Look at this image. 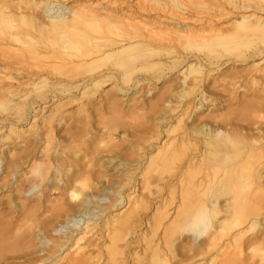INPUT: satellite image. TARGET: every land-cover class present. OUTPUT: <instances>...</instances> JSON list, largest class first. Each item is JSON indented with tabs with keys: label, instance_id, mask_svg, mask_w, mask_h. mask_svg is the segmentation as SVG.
<instances>
[{
	"label": "bare ground",
	"instance_id": "bare-ground-1",
	"mask_svg": "<svg viewBox=\"0 0 264 264\" xmlns=\"http://www.w3.org/2000/svg\"><path fill=\"white\" fill-rule=\"evenodd\" d=\"M144 14L153 17L139 16ZM4 49L11 56H3ZM228 64L232 66L224 72ZM13 73L27 81L20 78L15 86ZM42 73L61 81L49 82ZM214 74L218 77L210 89ZM109 81L119 94L143 91L150 81L166 83L156 102H149L151 111L166 108L136 155L140 186L104 207L83 194L91 177L86 164L77 162L78 168L71 170L72 163L60 161L67 159L60 157L64 150L59 151L53 134L54 121L70 117L66 111L72 103L87 112L96 89ZM243 89L246 94L239 97L237 91ZM63 98L68 101L61 102ZM38 100L55 103L40 122L45 106L37 108ZM223 100L229 107L239 106V112L235 108L224 116H198ZM134 103L132 108L145 105L142 100ZM1 106L7 113L0 118V166L8 154L10 158L0 189L12 185L24 200L36 196L35 205H21L28 211L23 217L35 219L40 207L53 202L43 199L46 186L59 190L56 216H64L48 229L52 235L45 236L37 259L23 255L25 261L9 264H94L86 245H80L94 234L99 237L89 245L107 240L97 264H125L133 252H126L127 258L120 242L131 248L137 209L153 195L137 264H170L175 256L172 238L182 232L194 242L207 236V243L188 255L187 264H264V0H83L76 5L0 0ZM30 137L43 140L44 146H31ZM75 138L70 134L66 142ZM91 140L86 137L87 143ZM6 141H11L7 148ZM13 143L21 145L18 155ZM115 158H107V164ZM104 189L111 190L108 185ZM176 198L174 215L166 223L167 208ZM95 207L101 210L100 221H92ZM116 207H126L125 212L117 213Z\"/></svg>",
	"mask_w": 264,
	"mask_h": 264
},
{
	"label": "rangeland",
	"instance_id": "rangeland-1",
	"mask_svg": "<svg viewBox=\"0 0 264 264\" xmlns=\"http://www.w3.org/2000/svg\"><path fill=\"white\" fill-rule=\"evenodd\" d=\"M61 1L68 5H76L77 2H82L83 0H61ZM85 1L86 0H84V2ZM256 1H259V0H256ZM139 16L142 18H145V17L152 18L153 17V15H150V14H144V15H139ZM28 45L29 44L27 43L21 44V45L18 44V46H24V47ZM2 53H3V56H7V57L11 56L12 54V52L7 49L6 50L4 49ZM230 66H232V64L226 65L223 71L225 72V70L228 69V67L230 68ZM243 67L245 66L242 65V67L238 66L236 68H243ZM13 74H14L13 76H15V80H14V85L16 84L15 86L19 85L20 84L19 82H22L24 81V79H26L23 75L17 76L16 73H13ZM42 74H44V76H47V78H49L48 79L49 82L61 81V79L53 77L54 75L52 76V74H48V75L46 73H42ZM216 75L218 74L211 75L210 79L212 80L215 77H218ZM174 77H177V76L174 75ZM20 78H22V81H20L21 80ZM36 78H37L36 76L32 77L33 80ZM109 82L111 83V81ZM150 82H149V85L150 84L152 85V87L150 88L151 93L149 95L146 94L145 97L143 96L144 94L143 92L144 90H147L151 85L148 87V84H145L144 85L145 89L143 91L141 90L140 91L141 93L138 92L141 95H139L138 93H132V92L129 94L128 93L119 94L117 93V89L112 86L113 85L112 83L111 84L109 83L107 86H101L100 88L96 89V94L94 96L97 98L94 101L93 106L90 107L87 112H79L77 110L78 105L75 102V103H72L70 107L68 108V110L66 111V115H69L70 117H65L60 121L58 120L54 121V134H53L54 141L53 142L56 144L57 147L60 148L59 151L64 150V153L60 157L62 159L63 158L67 159L65 161L64 160H60V161H62L64 164H67L69 162L72 163L73 167L71 170L78 168V166L76 165L77 162H80L81 164L84 163L86 164V169L90 171L91 177H89V179L86 180L87 182L86 190L83 191V194L84 193H86V195L90 194V197L87 198L84 195L85 197L84 196L82 197L83 200L87 198L91 202H97L99 205L107 207L111 205L112 202L117 201L120 194L124 196L131 195L134 193L133 192L134 189L140 186L139 176H135L140 171L139 168L136 169V165H135L136 161L139 160L137 159L139 156L138 154L140 153L139 151H141L139 148L142 145H145V144H142L143 140L146 138V135L153 132L155 128L156 119L161 118V116L164 113L163 110H165L164 108H166V107L163 108L162 106H160V109H162L161 112H160V109L156 112L150 110L149 108L150 103L156 102L155 95L158 96L160 92L163 90L162 86L166 85V83L154 85L152 81ZM212 82H215V81L212 80L209 83L210 89H211ZM244 89L238 90L237 91L238 93L236 92L239 97H244V92L246 94V90ZM248 92L249 91H247V95H248ZM77 93L78 92L76 91L73 92L74 98H77L79 96ZM134 98H137V99L133 100ZM141 98H143L144 100ZM63 99H61V102L68 101L67 100L68 98H63ZM140 99L144 101L145 105L147 104V102L148 103L150 102V103L147 104L146 106L141 104L138 106L140 108L138 107L132 108V104H135L134 102L141 101ZM35 105H37L36 106L37 108H39V106L41 107L45 106L41 114L38 115L39 118H37V122L38 121L40 122L41 117L45 115L46 113H48L46 109H48V107L50 106L52 107V105L54 106L55 103L52 105L41 104V102L38 100L35 102ZM218 105H217L218 108L216 106L214 107L209 106V109L207 111H204L202 114L198 116L202 118L203 117L206 118L209 115L210 116H224V113L228 114L235 108H236L235 111L239 112V109H238L239 106L234 105L235 107H233V104H232L229 107L228 102L225 100H223ZM143 106H145L146 108ZM1 107H0V118L4 117L6 115L5 113H7V109L4 106H1ZM211 108H213L215 111ZM226 110L228 113L226 112ZM159 112L161 113V115ZM185 121H186L185 123L189 124L188 119L187 120L185 119ZM26 123L27 122H22L23 125ZM23 127L26 128V126H23ZM106 128H108V130H106ZM107 132H110L112 136L111 137L107 136ZM70 134L72 135L74 134L76 138L74 141L66 142V138H68ZM87 136L88 137L92 136V140H91L92 142H89V143L86 142ZM7 143L10 144L11 141H6L3 147L7 148ZM30 143H31V146H34V145H35L34 147L38 146L37 148H41L44 146L43 140L35 141L34 139L31 138ZM62 143L64 144L62 145ZM10 146L13 147V149L15 148L14 152L16 155L19 154L18 151L19 152L21 151L20 143H17V144L13 143ZM85 152H86V155L84 156ZM115 155H116V158L112 160L111 162L112 164L111 163L107 164V158L113 157ZM9 156L10 155L8 154L7 159L5 158L0 166V185H2L3 180L8 178L6 168L8 166L7 162L10 158ZM129 161H132V163H129ZM120 162H124L125 165L119 164ZM25 168H26L25 166H22V169L24 171L27 170V168L26 169ZM11 182L13 181L11 180ZM118 183L121 184L123 187L117 186ZM24 184L26 185V187L29 186L28 182H25ZM13 185H15V183H13ZM104 185L105 186L108 185V187L111 188V190L110 189L103 190ZM158 185L161 186L162 184L159 183ZM11 188H13L12 185L11 186L8 185L7 187H2L0 189V251H1L0 264H6L7 261L11 263L12 261H16V260H18L16 262H23L25 261V258L27 260H34V258L37 259L39 257V250L43 247L41 243L44 241L45 236L52 235V233L48 229H50L51 226L54 225L55 223H58L62 219H64L63 215L56 216V213H57L56 205H55L56 201L54 200L56 199L57 194L59 193V190H54V189L49 190L47 186L46 188L45 186L43 187V189L44 188L46 189V190L44 189V193L46 196L43 199L47 197L53 202L46 203L45 204L46 206L40 207L34 213V215L37 217L35 219L33 217L28 218V216L23 217V215H25L28 211L22 209L21 205L23 202H25L26 204L28 203L27 204L28 206L35 205V203H37L35 200L36 196L32 195L33 197L24 200L22 198L23 196H21L20 194H17V191ZM152 188L154 189L155 186H153ZM65 196L66 195H63V198ZM153 196H151V198L147 197L145 199L146 200L145 206L137 209V223L133 228L135 232V235H134L135 237L133 239V243L130 244L131 246H129L131 248L125 247V245H123L124 242H120V245L122 246V248L124 247V252L127 258H128V254H126V252L127 253L133 252L132 256L126 259L127 261L125 262V264H137L136 259L142 256L141 239L145 236V233L147 232V228L149 225L148 221L152 217L153 208H154L153 206L155 205V201H156V199L152 198ZM104 197H107V198L105 199ZM101 198H104V199H101ZM222 201H223V198H220L218 200V205L221 206L223 203ZM176 203H177V198L175 199V203H172L168 206L167 209L170 215L168 216L166 223H168L172 219V216L174 215L173 210L176 207ZM118 207H116L117 208L116 212L117 213L120 212L123 214L125 212L126 207H122V208H118ZM45 209H48V210H45ZM115 209L113 211H115ZM91 210H94L93 207L91 208ZM113 211H110V212H113ZM94 214L97 217L94 216V218H92V221L93 220L100 221L101 217L99 215L101 214V210H99L98 207H95ZM56 217L58 218L56 219ZM220 217H222V213H220L217 216V219H219ZM47 218L49 220H47ZM45 219L47 220V222ZM38 220L40 221V223L38 222ZM35 222L37 223V225L38 224L39 225L37 226ZM138 222H139V225H138ZM40 228L42 231L40 230L39 232L38 229ZM43 229L45 232L43 231ZM176 235H174L172 238V241H174L173 243L175 245L174 247L175 256L171 259L170 264H179V262L181 263V261L183 262L184 260H185L184 263H181V264H187L191 262L190 261L191 259L190 258H189L190 260L188 259V255L192 254L194 250L196 251V249H198L200 245H205L207 243V241H205L207 236H204L202 240L194 242L192 241V237L189 234H185V232H182V234L179 236L178 235L176 236ZM98 237L99 236L96 234L87 235L86 238L83 239L80 243V245L82 246L86 245V251L90 256V261L93 263L95 262L94 264H97L101 260V257L102 258L104 257L105 255L104 247H105V242H107V240L104 238V239H100L99 242L97 241L98 246L88 244L90 240L94 238L97 239ZM23 255L25 256V258ZM194 258L192 259V261H194L195 259H198V257L195 259ZM8 262L7 264H9Z\"/></svg>",
	"mask_w": 264,
	"mask_h": 264
}]
</instances>
